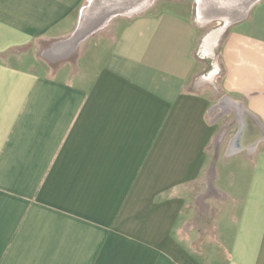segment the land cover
I'll use <instances>...</instances> for the list:
<instances>
[{
  "label": "crops",
  "instance_id": "0c3cea01",
  "mask_svg": "<svg viewBox=\"0 0 264 264\" xmlns=\"http://www.w3.org/2000/svg\"><path fill=\"white\" fill-rule=\"evenodd\" d=\"M248 1L0 0V264H264V0ZM79 30L67 60L27 63ZM203 176L213 228L190 219Z\"/></svg>",
  "mask_w": 264,
  "mask_h": 264
},
{
  "label": "rangeland",
  "instance_id": "374dc122",
  "mask_svg": "<svg viewBox=\"0 0 264 264\" xmlns=\"http://www.w3.org/2000/svg\"><path fill=\"white\" fill-rule=\"evenodd\" d=\"M159 0H152L151 3H149L150 7H152L154 4H157ZM190 1V0H186ZM192 1V0H191ZM221 22V21H220ZM204 28L202 29L201 34L197 38V43H196V53H197V58L199 61H201L205 67H210L211 62H214V59H216L217 55V50L218 46L220 44V41L223 37V33L220 35V39H216L215 41L213 40H207L206 37L214 32V31H220L221 28V23L218 24L217 21H208L204 22ZM222 31V30H221ZM218 40V41H217ZM55 45L53 44H48L47 42H41L40 44H33L29 49H26L24 51L23 55L28 58L27 63L30 64V66L36 70H42L43 67H49L50 65H56L60 64L63 60L67 59H61L60 57L55 58L50 56L49 50L53 48ZM78 50V49H77ZM48 52V53H47ZM76 51L72 53V55H69L73 57L75 55ZM216 78L213 80V84L216 85ZM217 101V100H216ZM218 102V101H217ZM231 114L227 116H224L221 120L220 123L222 122L221 126H223L224 123H229L228 127V132L226 133L225 140L223 141V144H217L216 148L214 149V156L212 158V164L213 168L212 171L214 175L212 178L216 175V170L218 173L217 168V163H218V158L219 157H225V149L227 145L230 144L231 140L233 139V135L237 130L238 127V122L235 120L236 117L234 116V113L232 111L231 107ZM217 113H220V111H216ZM218 117H222L221 114H219ZM225 155V156H224ZM211 170V168L209 169ZM204 176L201 181L197 184L196 190L194 192V197L197 195L198 196V201H194L193 203L188 205V208L190 207V213L192 219V224H197L198 228H213V220L211 219L212 216L213 218L216 216V213H220V199H222V194L220 191H218L216 188H206L205 187V182L203 184ZM211 190H214L213 195L211 196ZM210 194V195H209ZM193 197V196H192ZM220 198V199H219ZM191 205V206H190ZM208 210V212H207ZM208 224V225H207Z\"/></svg>",
  "mask_w": 264,
  "mask_h": 264
},
{
  "label": "bare ground",
  "instance_id": "6f19581e",
  "mask_svg": "<svg viewBox=\"0 0 264 264\" xmlns=\"http://www.w3.org/2000/svg\"><path fill=\"white\" fill-rule=\"evenodd\" d=\"M114 1V0H113ZM138 1L141 2V0H115L116 6H119V8H121L122 6H124L125 9L132 7V5H134V3H137ZM143 1V0H142ZM149 1V0H148ZM109 2H111V0H109ZM252 2V0H249L248 3L245 5V8H248L249 4ZM139 4V2H138ZM137 5V4H136ZM124 9V10H125ZM110 10L113 12H115L117 9V7L114 6V8H110ZM109 13V12H108ZM110 14V13H109ZM105 16V15H104ZM202 16V15H201ZM83 30H79V32L76 34V36L73 38V40L66 42L64 44L59 45L58 47H56L53 50V54L54 56H63L65 54H67L71 48L72 45L75 43V41H77V39L79 37L82 36ZM211 36H214L213 38L216 37V34H213ZM212 37H209L208 40H212ZM218 41V40H217ZM76 45V44H75ZM48 53V52H47ZM214 80V79H213Z\"/></svg>",
  "mask_w": 264,
  "mask_h": 264
}]
</instances>
